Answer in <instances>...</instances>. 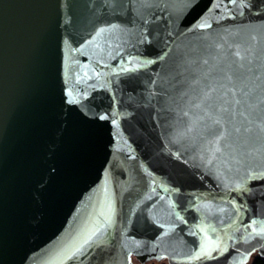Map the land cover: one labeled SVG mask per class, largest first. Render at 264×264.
<instances>
[{
  "label": "water",
  "instance_id": "95a60500",
  "mask_svg": "<svg viewBox=\"0 0 264 264\" xmlns=\"http://www.w3.org/2000/svg\"><path fill=\"white\" fill-rule=\"evenodd\" d=\"M262 230L264 0H0V264H246Z\"/></svg>",
  "mask_w": 264,
  "mask_h": 264
},
{
  "label": "rangeland",
  "instance_id": "374dc122",
  "mask_svg": "<svg viewBox=\"0 0 264 264\" xmlns=\"http://www.w3.org/2000/svg\"><path fill=\"white\" fill-rule=\"evenodd\" d=\"M255 254H258L257 252L252 253L249 258L246 261V264H251L252 260L255 256ZM130 259L132 264H169L166 258H162L160 260H156V259H151V260H147L143 263H141L134 255H130Z\"/></svg>",
  "mask_w": 264,
  "mask_h": 264
},
{
  "label": "trees",
  "instance_id": "16d2710c",
  "mask_svg": "<svg viewBox=\"0 0 264 264\" xmlns=\"http://www.w3.org/2000/svg\"><path fill=\"white\" fill-rule=\"evenodd\" d=\"M251 264H264V258L258 254H255Z\"/></svg>",
  "mask_w": 264,
  "mask_h": 264
},
{
  "label": "snow or ice",
  "instance_id": "6c2138e0",
  "mask_svg": "<svg viewBox=\"0 0 264 264\" xmlns=\"http://www.w3.org/2000/svg\"><path fill=\"white\" fill-rule=\"evenodd\" d=\"M105 31V29H101L100 30V32L102 33V32H104ZM100 33H97V35H99ZM262 231H264V230H262ZM85 243H88V241H85ZM77 251H80V249H77ZM69 258H71V257H69Z\"/></svg>",
  "mask_w": 264,
  "mask_h": 264
}]
</instances>
